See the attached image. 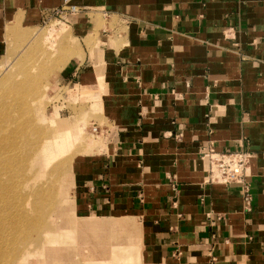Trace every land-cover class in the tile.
Instances as JSON below:
<instances>
[{"label": "crops", "instance_id": "0c3cea01", "mask_svg": "<svg viewBox=\"0 0 264 264\" xmlns=\"http://www.w3.org/2000/svg\"><path fill=\"white\" fill-rule=\"evenodd\" d=\"M68 6L66 75L110 124L82 203L140 214L167 257L264 264V0H0V62ZM209 148L247 153L249 210L207 183Z\"/></svg>", "mask_w": 264, "mask_h": 264}, {"label": "rangeland", "instance_id": "374dc122", "mask_svg": "<svg viewBox=\"0 0 264 264\" xmlns=\"http://www.w3.org/2000/svg\"><path fill=\"white\" fill-rule=\"evenodd\" d=\"M61 26L57 18L46 20L34 33L29 32L23 47L14 44L12 54L0 62V122L7 118L6 109L11 114L15 107L20 115L26 111L24 121L33 124L30 128L25 121L24 135L13 125L18 136L14 150L5 142L9 130L0 129L1 204L9 202L8 212L19 208L15 217L33 208L29 218L40 227L33 238L28 237L23 245L16 243L13 249L14 237L8 228L2 229L0 262L7 253L14 255L16 264H159L150 260L147 250L152 256L165 257L167 263L162 264H192L181 255L153 252L157 250L153 241L142 238L140 214L114 207L92 208L79 199L77 189L91 179L93 159L106 148L110 124L95 103L98 94L84 92L76 84L77 72L66 75L73 45ZM116 221L126 229L92 232L84 225ZM27 246L29 255L23 254Z\"/></svg>", "mask_w": 264, "mask_h": 264}, {"label": "bare ground", "instance_id": "6f19581e", "mask_svg": "<svg viewBox=\"0 0 264 264\" xmlns=\"http://www.w3.org/2000/svg\"><path fill=\"white\" fill-rule=\"evenodd\" d=\"M0 110H1V108H0ZM25 112L23 111L24 118L26 116ZM6 114H7V118H5V122H0V129L1 128H7L9 130V135H7V139L5 142H8L10 149L14 150L16 148V144L18 141V136H16L17 131H16L14 126H16L17 128H20L21 129L20 132H22V134L24 135L25 132H27L26 123H28L30 125V128L33 127V124L31 123L30 120H27V119H25V121H26V123H25L23 115H20V111L18 108L14 107L11 114H9L8 110L6 109ZM21 123L23 124V127H22ZM33 129H32V131H35ZM37 129L38 128H36V130ZM11 131L13 132V134L10 133ZM32 133H30V134H32ZM2 144H3V141H2L1 136H0V158H4V154L2 152ZM3 187L4 186H2V180L0 177V231L2 229H5V228L9 229V231H10L9 234L12 235L15 239V243L14 242L10 243V247L13 249L16 246L15 245L16 243L18 245H23L25 243V240H27L28 237L33 238L34 235L36 234V231L40 227H37L36 223H34V221L31 218H29V216L31 214V210L33 211V208L31 210L30 209L24 210V213H23V211H20L18 217H15V215L17 214L19 208H13L12 212H8L7 209L9 207V202L6 201V202H3V205L1 204V197L3 196L2 190L4 189ZM36 197H37V194H36V196L34 195V197H33L32 203L34 205L38 203L37 202L38 200ZM3 208H4V210H3ZM85 224H86L85 229H89L92 232H95L97 230L98 231L102 230V231L113 232L114 230L123 231L126 229L125 224L118 222V221L112 222L109 224H105L104 222L103 223L102 222L101 223L95 222L96 225H94V223L90 224L88 222L84 223V225ZM114 245H115V243H114ZM2 251H3V248L0 246V252H2ZM29 252H30L29 246H27L24 249L23 254L29 255L30 254ZM128 258H129V256H128ZM130 258H132V257H130ZM14 259H15L14 255L11 256L10 254L3 253L1 256L0 264H16ZM130 261H131V259H130Z\"/></svg>", "mask_w": 264, "mask_h": 264}, {"label": "built area", "instance_id": "2783aa9c", "mask_svg": "<svg viewBox=\"0 0 264 264\" xmlns=\"http://www.w3.org/2000/svg\"><path fill=\"white\" fill-rule=\"evenodd\" d=\"M75 6L61 7L54 10L53 14L46 18L48 21L51 18L62 19L66 13H75ZM246 152H229L221 153L209 148L202 153L207 167V183H217L230 186V184H239L243 188V198L246 209L249 210L252 196L247 186L245 178L247 177L246 170L248 157Z\"/></svg>", "mask_w": 264, "mask_h": 264}]
</instances>
